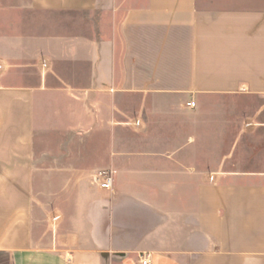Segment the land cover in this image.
I'll return each mask as SVG.
<instances>
[{
    "label": "crops",
    "instance_id": "1",
    "mask_svg": "<svg viewBox=\"0 0 264 264\" xmlns=\"http://www.w3.org/2000/svg\"><path fill=\"white\" fill-rule=\"evenodd\" d=\"M145 257L264 264V0H0V264Z\"/></svg>",
    "mask_w": 264,
    "mask_h": 264
},
{
    "label": "built area",
    "instance_id": "2",
    "mask_svg": "<svg viewBox=\"0 0 264 264\" xmlns=\"http://www.w3.org/2000/svg\"><path fill=\"white\" fill-rule=\"evenodd\" d=\"M195 104H196L195 101L188 102V105L190 106H195ZM94 182L100 185V187L103 189H112L114 177L111 171L102 170L99 171L94 176ZM149 263H150V259L148 257L143 258L142 264H149Z\"/></svg>",
    "mask_w": 264,
    "mask_h": 264
},
{
    "label": "rangeland",
    "instance_id": "3",
    "mask_svg": "<svg viewBox=\"0 0 264 264\" xmlns=\"http://www.w3.org/2000/svg\"><path fill=\"white\" fill-rule=\"evenodd\" d=\"M140 102V98H135L133 103H139ZM243 104H246L247 107H249V110L252 111V109H254V107L259 104L258 100H254V98H249L246 101L243 102Z\"/></svg>",
    "mask_w": 264,
    "mask_h": 264
}]
</instances>
